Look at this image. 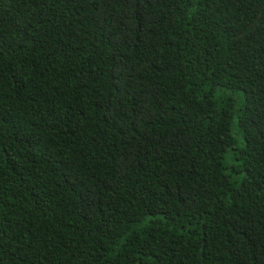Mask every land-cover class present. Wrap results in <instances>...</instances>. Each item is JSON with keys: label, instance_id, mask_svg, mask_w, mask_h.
Masks as SVG:
<instances>
[{"label": "trees", "instance_id": "trees-1", "mask_svg": "<svg viewBox=\"0 0 264 264\" xmlns=\"http://www.w3.org/2000/svg\"><path fill=\"white\" fill-rule=\"evenodd\" d=\"M0 264H264V0H0Z\"/></svg>", "mask_w": 264, "mask_h": 264}]
</instances>
